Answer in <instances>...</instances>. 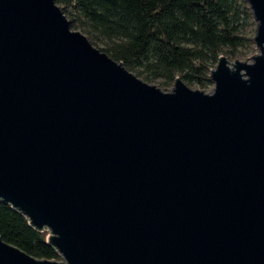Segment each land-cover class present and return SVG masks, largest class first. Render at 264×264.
<instances>
[{
    "label": "water",
    "instance_id": "1",
    "mask_svg": "<svg viewBox=\"0 0 264 264\" xmlns=\"http://www.w3.org/2000/svg\"><path fill=\"white\" fill-rule=\"evenodd\" d=\"M251 62L169 92L55 0H0V200L65 261L0 236V264H264V0ZM231 64V63H229Z\"/></svg>",
    "mask_w": 264,
    "mask_h": 264
},
{
    "label": "trees",
    "instance_id": "2",
    "mask_svg": "<svg viewBox=\"0 0 264 264\" xmlns=\"http://www.w3.org/2000/svg\"><path fill=\"white\" fill-rule=\"evenodd\" d=\"M235 0H55L63 13L111 44L106 52L145 80L204 85L208 65L221 47L243 45ZM69 12L66 13V9ZM91 42V41H90ZM48 231L35 227L23 212L0 200V236L37 259L59 260Z\"/></svg>",
    "mask_w": 264,
    "mask_h": 264
},
{
    "label": "rangeland",
    "instance_id": "3",
    "mask_svg": "<svg viewBox=\"0 0 264 264\" xmlns=\"http://www.w3.org/2000/svg\"><path fill=\"white\" fill-rule=\"evenodd\" d=\"M59 7H63V5H58ZM70 8L66 9V13L69 12ZM237 10L238 15L236 16L235 22L240 24L238 34L243 38V45L237 47L235 51L232 53L230 52V47L228 46H222L221 47V55L225 56L227 58L228 65L232 67V64H234V60H240L244 62H251L253 58H249L252 54L256 55L260 53L259 48L254 44L253 37L256 32V25L257 21L254 18V15L252 13V10L250 8L249 3L247 0H235L233 3V10L234 12ZM67 19L70 21V28L75 31H79L82 34H84L89 41L98 49H101L103 47L109 46L111 43L104 39L100 35H93V38L89 33H87L84 28H87L86 26L80 24L78 21H72L71 18L66 16ZM231 63V64H229ZM217 65L216 63H210L208 65V73L207 78H209V81H205L203 86H200L198 83L193 82H185L184 83L191 89H200L201 91L205 93H211L214 88V83L211 80V77L209 76V72L215 69ZM130 72H132L134 75H138L136 69H130ZM143 81L155 85L158 88H160L162 91L169 92L171 88L174 85V80H163V79H155L153 81H148L143 78V76H137ZM49 233V231H48ZM57 261H65L64 258L60 255L59 260Z\"/></svg>",
    "mask_w": 264,
    "mask_h": 264
}]
</instances>
